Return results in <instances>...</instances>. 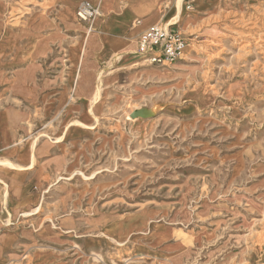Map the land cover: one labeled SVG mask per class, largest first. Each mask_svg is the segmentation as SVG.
Here are the masks:
<instances>
[{"label":"rangeland","instance_id":"obj_1","mask_svg":"<svg viewBox=\"0 0 264 264\" xmlns=\"http://www.w3.org/2000/svg\"><path fill=\"white\" fill-rule=\"evenodd\" d=\"M162 6L181 60L84 69L62 0H0V264H264V0Z\"/></svg>","mask_w":264,"mask_h":264},{"label":"crops","instance_id":"obj_2","mask_svg":"<svg viewBox=\"0 0 264 264\" xmlns=\"http://www.w3.org/2000/svg\"><path fill=\"white\" fill-rule=\"evenodd\" d=\"M80 1H89L97 6L101 12L90 23H85L84 25L71 21V19H74V9ZM164 1L101 0L97 5L95 0H62L61 18L64 24L63 30H65V33H74L76 35L74 46L83 27L93 29L95 35L92 39L91 49L85 59L84 69L88 66V59L100 58L103 53H107L112 57L121 55L120 59L124 61H133L138 58L149 64L142 55L134 53V50L137 49L140 34L148 27L157 24V22L147 23L142 22L141 19L148 15L151 9L158 8L159 12L162 13ZM110 20L112 23H109ZM175 24L177 25V23ZM104 26H107V29ZM71 48L69 49V54Z\"/></svg>","mask_w":264,"mask_h":264},{"label":"built area","instance_id":"obj_3","mask_svg":"<svg viewBox=\"0 0 264 264\" xmlns=\"http://www.w3.org/2000/svg\"><path fill=\"white\" fill-rule=\"evenodd\" d=\"M98 14V7L82 1L76 9L79 21L90 23ZM187 46L186 39L173 25L154 24L145 29L137 42V53L151 65L167 66L180 60Z\"/></svg>","mask_w":264,"mask_h":264},{"label":"bare ground","instance_id":"obj_4","mask_svg":"<svg viewBox=\"0 0 264 264\" xmlns=\"http://www.w3.org/2000/svg\"><path fill=\"white\" fill-rule=\"evenodd\" d=\"M154 11H155V9H151L149 14L153 13ZM97 15H98V14H97ZM161 24H162V23H161ZM163 25H165V24H163ZM166 25H168V24H166ZM185 48H186V47H185Z\"/></svg>","mask_w":264,"mask_h":264}]
</instances>
